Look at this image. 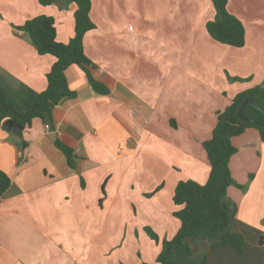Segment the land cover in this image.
<instances>
[{
  "label": "crops",
  "instance_id": "1",
  "mask_svg": "<svg viewBox=\"0 0 264 264\" xmlns=\"http://www.w3.org/2000/svg\"><path fill=\"white\" fill-rule=\"evenodd\" d=\"M227 6L245 26L242 47L209 34L211 0H92L96 28L85 34L84 48L97 64L93 76L109 92H96L73 64L66 77L77 95L53 108L50 123L36 117L15 131L7 121L0 130V170L11 178L0 198V264H144L160 253L157 244L152 257L145 254L142 228L152 225L161 239L177 233V183L208 180L203 142L218 112L264 81V0ZM76 7L66 0H0V84L10 99L42 92L55 61L18 26L51 15L58 40L67 42ZM56 138L74 149L75 167ZM232 143L230 169L246 187H228L238 204L231 228L244 236L243 249L213 247L206 236L186 243L198 262L264 264V142L249 127ZM109 200L121 201L117 211H108Z\"/></svg>",
  "mask_w": 264,
  "mask_h": 264
},
{
  "label": "trees",
  "instance_id": "2",
  "mask_svg": "<svg viewBox=\"0 0 264 264\" xmlns=\"http://www.w3.org/2000/svg\"><path fill=\"white\" fill-rule=\"evenodd\" d=\"M60 0H39L42 5L56 4ZM76 4L74 35L67 42L58 40L56 20L51 15H37L18 26L25 32L41 55L50 54L55 61L47 73V87L37 96L23 95L19 99H10L0 84V130L7 121L19 122L30 126L33 119L40 117L51 122L53 108L64 98L77 95L68 84L66 70L69 66L79 65L87 74L92 88L106 94L109 88L95 78L91 72L97 64L85 52V34L96 28L90 16L92 0H66ZM216 16L207 22L209 34L217 41L242 47L245 44V26L243 22L228 10V0H211ZM230 80H245L228 76ZM252 98L244 107V114L253 121L246 122L238 116L243 100ZM25 107V110H21ZM264 81L252 88L237 93L231 103L217 114V123L212 137L203 142L210 162V174L205 183L193 179L180 180L175 188L173 201L178 208L174 215L181 221L177 233L170 239H162V250L157 256L161 264H206L193 258L191 247L186 243L189 236H206L213 247L232 246L242 251L245 238L232 231V222L238 211L237 202L228 195V187L233 185L245 189L246 185L235 180L230 169V159L237 151L232 143L234 136L242 134L247 128L255 127L264 142ZM55 144L67 157L71 167H75L74 149L56 138ZM11 184L9 175L0 170V198ZM149 235L160 240L151 228L145 227ZM260 242L264 244V232ZM183 255L186 261H176L174 255ZM146 264V263H145Z\"/></svg>",
  "mask_w": 264,
  "mask_h": 264
},
{
  "label": "rangeland",
  "instance_id": "3",
  "mask_svg": "<svg viewBox=\"0 0 264 264\" xmlns=\"http://www.w3.org/2000/svg\"><path fill=\"white\" fill-rule=\"evenodd\" d=\"M131 23L134 24L135 21H134V23L133 22H131ZM154 193H155V191H153L152 193H149V192L146 193L145 196L142 197V202L145 203V204H149L150 203V200H148V199H151L152 196L154 195ZM112 201H113V204H111ZM117 202L120 203L121 201L109 200L108 201V205L110 207V210H108V211H111V207L113 208V211H117V206H116L117 205ZM145 227H151L154 230V228L150 224H147ZM145 227H143L142 230H143L144 234L146 235V237H148V243H145V245H143V250H144L145 254H148V256L152 257L154 255V253L156 252V250H157V247H156L157 244H161L162 245V239H160V240L153 239L149 235V233L146 231ZM154 231L156 232V230H154ZM156 233L158 234V232H156ZM157 256L158 255H156L154 259L151 258V260H150V257L147 258V260H150V261L148 263H146V264H155V263H158L157 262Z\"/></svg>",
  "mask_w": 264,
  "mask_h": 264
},
{
  "label": "water",
  "instance_id": "4",
  "mask_svg": "<svg viewBox=\"0 0 264 264\" xmlns=\"http://www.w3.org/2000/svg\"><path fill=\"white\" fill-rule=\"evenodd\" d=\"M251 102H252V98H250V97L245 98V99L243 100L241 106H240L239 109H238V116H239L241 119H243L244 121H246V122H252V121H253L250 117H248L247 115H245V114H244V111H243V110H244V107H245L247 104L251 103ZM11 122H12V121H11ZM255 122H257V123L260 124V125H264V122H258V121H255ZM22 129H24V125L20 124L19 122H13V130H15V131H20V130H22Z\"/></svg>",
  "mask_w": 264,
  "mask_h": 264
},
{
  "label": "built area",
  "instance_id": "5",
  "mask_svg": "<svg viewBox=\"0 0 264 264\" xmlns=\"http://www.w3.org/2000/svg\"><path fill=\"white\" fill-rule=\"evenodd\" d=\"M49 126H50V125H48V124L46 125L47 128H49Z\"/></svg>",
  "mask_w": 264,
  "mask_h": 264
}]
</instances>
